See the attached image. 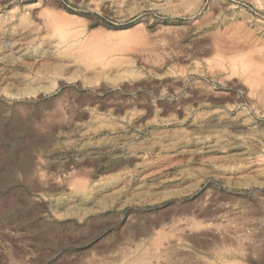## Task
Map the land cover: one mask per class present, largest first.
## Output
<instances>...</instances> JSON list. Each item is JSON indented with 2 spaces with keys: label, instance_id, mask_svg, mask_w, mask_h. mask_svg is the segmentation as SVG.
<instances>
[{
  "label": "rangeland",
  "instance_id": "rangeland-1",
  "mask_svg": "<svg viewBox=\"0 0 264 264\" xmlns=\"http://www.w3.org/2000/svg\"><path fill=\"white\" fill-rule=\"evenodd\" d=\"M142 248L264 264V0H0V264Z\"/></svg>",
  "mask_w": 264,
  "mask_h": 264
},
{
  "label": "bare ground",
  "instance_id": "bare-ground-1",
  "mask_svg": "<svg viewBox=\"0 0 264 264\" xmlns=\"http://www.w3.org/2000/svg\"><path fill=\"white\" fill-rule=\"evenodd\" d=\"M87 186V185H86ZM81 188L82 187H77L76 188V190H75V192H79V194L81 195V196H86L87 195V192H88V190H89V192H88V194H96V195H107L105 192H107V188H106V186H104V185H92V184H90V185H88L87 187H86V189H88L87 190V192H85L84 190H81ZM147 188H148V185H146V184H138V185H136V186H134V187H129V188H124V189H122V188H115V189H113L111 192L112 193H128V192H131V194H138V193H142V192H144V191H147ZM205 217V216H204ZM195 218V217H194ZM216 218V217H215ZM218 218V217H217ZM195 219H197V218H195ZM193 220V219H192ZM202 220V219H201ZM214 220V219H213ZM195 221V220H194ZM194 221H192L191 223H190V230H189V232L190 233H192V234H194L193 236L194 237H189L190 238V241L192 240L194 243H195V245H198V247L201 245V246H206V247H210L209 246V244H207L206 243V241H201L200 240V238H201V236L202 237H205L206 236V234L204 235L201 231H203L202 229H204L205 230V227H203V226H201L200 224H199V222H194ZM197 221V220H196ZM198 221H200V219L198 220ZM202 221H204L205 222V220H202ZM220 221H222V220H220ZM209 223H211V222H209ZM217 223V222H216ZM216 223H214V224H216ZM202 224V223H201ZM220 224H221V222H220ZM219 224V228L221 229V230H223L224 228H227V227H222L221 225ZM218 225V224H217ZM212 226V225H211ZM216 226V225H215ZM209 228V227H208ZM213 228H215V227H213ZM210 229H212V227L210 228ZM216 229V228H215ZM212 229L211 230V233H213V234H216V233H222L223 231H219L218 232V230L219 229ZM228 229V228H227ZM209 230V229H208ZM230 230V229H229ZM235 230V229H234ZM231 231H233L232 229H231ZM236 231V230H235ZM234 231V232H235ZM193 232H196V233H193ZM208 232H210V231H208ZM225 232V231H224ZM206 233V232H205ZM191 234V235H192ZM233 235V234H232ZM237 235V234H236ZM207 236H208V233H207ZM210 236V235H209ZM238 236V235H237ZM210 237H212V236H210ZM205 240H207V238L205 239ZM208 241V240H207ZM212 241V240H211ZM235 241V240H234ZM229 242H230V240H229ZM239 242V241H238ZM241 242V241H240ZM220 243V242H219ZM223 243V242H222ZM222 243H220L218 246L219 247H221V246H223V244ZM235 243V242H234ZM160 243H158L157 244V247L156 248H154V252H153V255L157 258V256H158V253H159V251L160 250H163V251H173V250H175V249H177V248H179V243L177 242V241H167L166 243H164V244H162V245H159ZM242 244V243H241ZM217 245V244H216ZM203 246V247H204ZM203 247H201V248H203ZM206 247H204V248H206ZM212 247V246H211ZM210 247V248H211ZM214 247V246H213ZM212 247V248H213ZM236 247V246H235ZM238 247V246H237ZM209 248V249H210ZM220 249V248H219ZM223 249V248H222ZM225 249V248H224ZM207 250V249H206ZM153 256V257H154ZM164 260L166 261V262H169V260H167V258H164ZM157 262H158V260H157ZM117 264H154L153 263V261H152V257H151V255H149L148 253H147V249H145V248H142V250L139 252V253H137V252H132L131 254L130 253H124L123 254V259L120 261V262H118Z\"/></svg>",
  "mask_w": 264,
  "mask_h": 264
}]
</instances>
